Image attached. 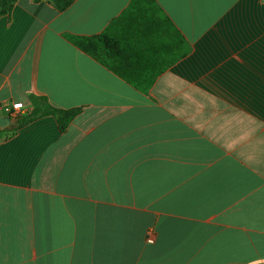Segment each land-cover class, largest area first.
<instances>
[{
  "label": "crops",
  "instance_id": "1",
  "mask_svg": "<svg viewBox=\"0 0 264 264\" xmlns=\"http://www.w3.org/2000/svg\"><path fill=\"white\" fill-rule=\"evenodd\" d=\"M73 2L0 17V264H264V0L135 4V84L64 37L133 0ZM32 96L80 112L19 126Z\"/></svg>",
  "mask_w": 264,
  "mask_h": 264
},
{
  "label": "trees",
  "instance_id": "2",
  "mask_svg": "<svg viewBox=\"0 0 264 264\" xmlns=\"http://www.w3.org/2000/svg\"><path fill=\"white\" fill-rule=\"evenodd\" d=\"M35 2L48 1L53 4L60 12L67 10L74 2V0H33ZM145 0H133L131 2L130 10H128L122 17L114 20L106 32L96 36L94 38H82L71 35L64 36L70 43L78 47L86 55L91 56L96 61L100 62L102 65L106 66L110 70L114 71L121 78L129 82L130 84H135L134 80H131L124 72L118 71L114 66L115 61H117V56L125 58V51L120 48V41L118 40V35L113 34L116 32L119 26V30L123 28L125 20H127V15L133 9L135 4L141 3ZM17 0H0V17L6 16L11 13ZM189 52V51H188ZM123 62V60H121ZM32 106L34 107L32 113L25 117L23 120L18 121L19 126H23L32 122L33 120L42 116H53L59 126L61 132H64L69 124L77 117L80 110H62L53 108L48 104L46 98H40L36 96L31 97Z\"/></svg>",
  "mask_w": 264,
  "mask_h": 264
},
{
  "label": "built area",
  "instance_id": "3",
  "mask_svg": "<svg viewBox=\"0 0 264 264\" xmlns=\"http://www.w3.org/2000/svg\"><path fill=\"white\" fill-rule=\"evenodd\" d=\"M22 103H17L12 105V115L13 116H18L20 114V112L23 110L24 106H22ZM149 243H153L154 240L153 239H147Z\"/></svg>",
  "mask_w": 264,
  "mask_h": 264
}]
</instances>
